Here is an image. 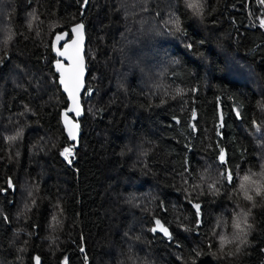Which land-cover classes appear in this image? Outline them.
I'll use <instances>...</instances> for the list:
<instances>
[{"label":"trees","instance_id":"trees-1","mask_svg":"<svg viewBox=\"0 0 264 264\" xmlns=\"http://www.w3.org/2000/svg\"><path fill=\"white\" fill-rule=\"evenodd\" d=\"M199 2L0 0V264H264V5ZM78 22L92 94L69 164L52 44Z\"/></svg>","mask_w":264,"mask_h":264},{"label":"snow or ice","instance_id":"snow-or-ice-1","mask_svg":"<svg viewBox=\"0 0 264 264\" xmlns=\"http://www.w3.org/2000/svg\"><path fill=\"white\" fill-rule=\"evenodd\" d=\"M90 3V0H82V7L87 8ZM260 4L264 5V0H260ZM186 5L188 8L192 9L193 13L197 16H203V5L199 2V0H186ZM172 24V34L180 33L183 34V28L181 25L180 18L178 16L174 17L169 21ZM31 24L29 25V27ZM258 26L264 29V13H262V18L259 19ZM85 25L81 23H77L71 27L70 33L65 31L61 34L55 36V42L52 44V49L55 52L57 59H55L53 63V67L55 70V74L57 79L53 82L58 84L64 93L67 94L70 105L65 108V110L61 113L62 123L64 126V130L67 133V137L70 138L71 141L75 142L78 139L79 129L81 127L78 118L82 115V108L80 103V95L82 90L85 94L91 95L92 91L87 89L85 86V56H84V39H85ZM191 47V44L188 45ZM183 90L177 89L178 93H181ZM195 91V89H193ZM163 103V101H161ZM71 114V115H70ZM236 115L239 116V110L237 109ZM196 111H192V119L196 120ZM222 119V118H221ZM177 124L180 123L178 119L175 120ZM223 124L219 125V128H222ZM193 130L196 129V124H192ZM217 130V136H220L222 133ZM259 127H257V131H259ZM22 135V130L16 133V136H10L8 139L10 141L17 139ZM75 145L71 147H64L60 152V155L69 163H72V160L75 156L74 151ZM219 162L221 164H226V156L223 148L219 149ZM225 179L231 183L233 180V175L230 171H226L222 173ZM247 183H250L249 178L245 177L241 187L244 188ZM9 187H12L11 181H9ZM251 199V197H249ZM58 207V205H57ZM193 207L196 209V215H200L201 205L199 203H195ZM251 211V210H250ZM52 221L55 223H59V219L56 215L52 217ZM253 225L247 224L246 228L248 230H252ZM153 233L159 231L169 240H172V233L169 231L164 224L161 223L159 219L155 220V227L151 229ZM242 243H248L247 240L242 241ZM211 247V243L209 244ZM239 252V249H237ZM215 254V253H214ZM199 255V253H197ZM35 264H40V257L36 256ZM64 264H69L67 258H65Z\"/></svg>","mask_w":264,"mask_h":264},{"label":"water","instance_id":"water-1","mask_svg":"<svg viewBox=\"0 0 264 264\" xmlns=\"http://www.w3.org/2000/svg\"><path fill=\"white\" fill-rule=\"evenodd\" d=\"M78 23H81V22H78ZM84 25H85V23L84 22H82ZM75 24H77V23H75ZM74 24V25H75ZM73 25V26H74ZM65 32V31H64ZM67 32H69V31H67ZM84 32H85V39H84V45H83V48H84V56H85V67H86V72H85V79H84V82H85V86H86V78H87V58H86V25H85V29H84ZM70 33V32H69ZM59 34H61V33H59ZM58 35V34H57ZM55 42V38H54V40H53V43ZM58 57H56V59H57ZM66 94V93H65ZM83 94H84V91L82 90V92H81V95H80V103H81V108H82V115L78 118V120L80 119V118H82L83 117V115H84V112H85V109H84V105H83ZM67 95V94H66ZM68 98V97H67ZM70 105V102H69V100H68V106ZM67 106V107H68ZM65 110V109H64ZM63 110V111H64ZM71 115V114H70ZM79 123H80V120H79ZM79 133H80V129H79ZM78 133V139H77V141H75L74 143H75V146L78 148L79 147V145H80V134ZM73 142V141H72ZM14 188V187H13Z\"/></svg>","mask_w":264,"mask_h":264},{"label":"rangeland","instance_id":"rangeland-1","mask_svg":"<svg viewBox=\"0 0 264 264\" xmlns=\"http://www.w3.org/2000/svg\"><path fill=\"white\" fill-rule=\"evenodd\" d=\"M232 73H236V77H238V78H244V80H246L247 79V77L245 76V75H243V73L242 72H237V71H232ZM234 75V74H233ZM248 81V80H247Z\"/></svg>","mask_w":264,"mask_h":264}]
</instances>
